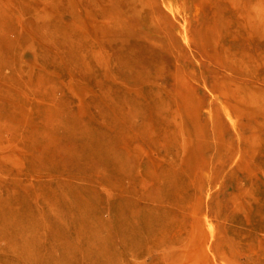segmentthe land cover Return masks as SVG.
I'll return each mask as SVG.
<instances>
[{
  "label": "rangeland",
  "instance_id": "1",
  "mask_svg": "<svg viewBox=\"0 0 264 264\" xmlns=\"http://www.w3.org/2000/svg\"><path fill=\"white\" fill-rule=\"evenodd\" d=\"M0 264H264V0H0Z\"/></svg>",
  "mask_w": 264,
  "mask_h": 264
}]
</instances>
